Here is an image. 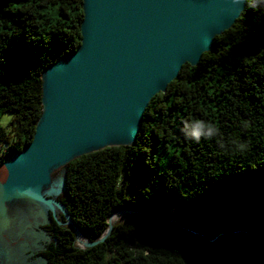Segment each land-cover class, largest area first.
Returning <instances> with one entry per match:
<instances>
[{
    "label": "trees",
    "instance_id": "trees-1",
    "mask_svg": "<svg viewBox=\"0 0 264 264\" xmlns=\"http://www.w3.org/2000/svg\"><path fill=\"white\" fill-rule=\"evenodd\" d=\"M82 0H0V164L27 146L41 115V75L80 47ZM195 66L148 102L136 140L61 167L52 198L87 242L46 210L45 264H264V0ZM213 127L196 131V124ZM157 166H163L158 171ZM252 182V185L250 184Z\"/></svg>",
    "mask_w": 264,
    "mask_h": 264
},
{
    "label": "water",
    "instance_id": "water-1",
    "mask_svg": "<svg viewBox=\"0 0 264 264\" xmlns=\"http://www.w3.org/2000/svg\"><path fill=\"white\" fill-rule=\"evenodd\" d=\"M246 0H82L80 47L41 75V115L31 142L0 164V237L16 201L56 207L82 250L87 242L65 208L42 196L51 171L106 147L130 146L143 112L184 64L195 66L235 23Z\"/></svg>",
    "mask_w": 264,
    "mask_h": 264
},
{
    "label": "rangeland",
    "instance_id": "rangeland-1",
    "mask_svg": "<svg viewBox=\"0 0 264 264\" xmlns=\"http://www.w3.org/2000/svg\"><path fill=\"white\" fill-rule=\"evenodd\" d=\"M11 115L4 114L0 125L6 128L10 122ZM163 166H157L158 171ZM63 176L61 168L52 170L50 181L42 188V195L56 196L61 189ZM252 185V182H250ZM49 206L38 202L16 201L9 206L8 214L11 220L9 228L0 237V264H45L43 260L36 257L48 241L38 227L46 222V210ZM59 213L56 207L53 212ZM121 217L113 223H118Z\"/></svg>",
    "mask_w": 264,
    "mask_h": 264
},
{
    "label": "clouds",
    "instance_id": "clouds-1",
    "mask_svg": "<svg viewBox=\"0 0 264 264\" xmlns=\"http://www.w3.org/2000/svg\"><path fill=\"white\" fill-rule=\"evenodd\" d=\"M195 127H196V131H197V133H198L200 130L205 129V130H206V131H205V135H210V134L213 133V131H214V129H213L212 126H210V125H205V124H203V123H197Z\"/></svg>",
    "mask_w": 264,
    "mask_h": 264
},
{
    "label": "bare ground",
    "instance_id": "bare-ground-1",
    "mask_svg": "<svg viewBox=\"0 0 264 264\" xmlns=\"http://www.w3.org/2000/svg\"><path fill=\"white\" fill-rule=\"evenodd\" d=\"M116 220H117V217H112V218L110 219V224L112 225L113 222H115Z\"/></svg>",
    "mask_w": 264,
    "mask_h": 264
}]
</instances>
